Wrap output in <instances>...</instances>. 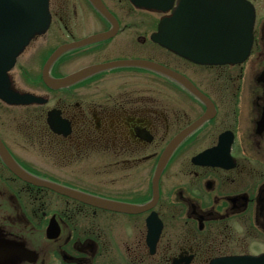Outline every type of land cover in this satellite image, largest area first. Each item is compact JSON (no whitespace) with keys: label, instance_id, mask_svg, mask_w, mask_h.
<instances>
[{"label":"flooded vegetation","instance_id":"obj_1","mask_svg":"<svg viewBox=\"0 0 264 264\" xmlns=\"http://www.w3.org/2000/svg\"><path fill=\"white\" fill-rule=\"evenodd\" d=\"M100 1L108 17L89 0H49L47 31L10 73L15 92L45 102L0 101V142L30 176L145 209H103L34 186L0 156V264H213L263 255L264 0H246L253 42L235 65L186 61L152 41L177 0L165 13L129 0ZM218 8L214 0H188V19L212 18ZM103 34L110 36L72 47ZM62 47L70 48L47 66ZM140 61L181 74L206 100L137 65L100 70L58 89L42 79L45 69L63 79ZM186 128L155 187L164 149Z\"/></svg>","mask_w":264,"mask_h":264},{"label":"water","instance_id":"obj_2","mask_svg":"<svg viewBox=\"0 0 264 264\" xmlns=\"http://www.w3.org/2000/svg\"><path fill=\"white\" fill-rule=\"evenodd\" d=\"M89 1L93 7L99 10L104 16L108 17L100 0ZM130 1L138 8L162 12L168 11L174 2V0ZM214 1L219 4V8L215 10L214 17L211 18L210 16L208 19H205L201 16L196 17L192 15V18L188 19V0H177L175 11L172 13V16L161 21L159 32L152 37L153 41L174 54L196 63L217 65L243 62L249 54L252 42L253 9L245 0ZM193 11L195 12L196 10L194 9ZM212 11L213 9L209 8V13H212ZM49 21L48 0H0V100L2 102L8 105L42 103L39 98L32 95L15 92L12 89L8 72L14 67L17 57L24 51L29 42L34 37L40 36L46 32L50 23ZM108 36H110V34H103L72 47L104 39ZM67 48L70 47L58 49L49 59L47 66L51 65L60 53ZM120 65H137L160 73L174 80L186 90L190 89L202 100H206V98L191 87L186 78L163 66L148 61L97 65L81 70L63 79L50 78L45 69L43 81L48 87L58 89L88 77L100 70ZM195 125L193 127H195ZM51 129L57 132L56 127L51 126ZM187 134L188 128L179 133L165 148L155 173L153 181L155 187L161 168L166 163L175 147ZM0 156L5 165L17 178L34 186L44 187L84 204L95 205L103 209L126 213H136L145 209V207L139 208L127 205H114L30 176L15 164L1 142ZM215 264H264V255L254 258L222 260Z\"/></svg>","mask_w":264,"mask_h":264},{"label":"rangeland","instance_id":"obj_3","mask_svg":"<svg viewBox=\"0 0 264 264\" xmlns=\"http://www.w3.org/2000/svg\"><path fill=\"white\" fill-rule=\"evenodd\" d=\"M27 55H28V53H26V54L23 56V58L26 59ZM31 69H33V67H32ZM187 73H188V69H187ZM17 84L19 85L18 81H17ZM20 86H24L23 81H21V80H20ZM49 164H51V163H49ZM51 165H52V164H51ZM256 242H257V244L259 243L258 240H257Z\"/></svg>","mask_w":264,"mask_h":264}]
</instances>
